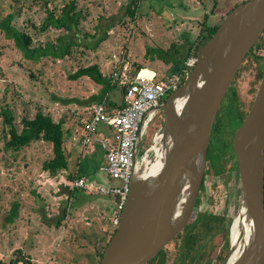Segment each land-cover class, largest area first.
<instances>
[{
    "label": "rangeland",
    "instance_id": "1",
    "mask_svg": "<svg viewBox=\"0 0 264 264\" xmlns=\"http://www.w3.org/2000/svg\"><path fill=\"white\" fill-rule=\"evenodd\" d=\"M43 1L57 9L68 0H20L17 5L13 0H0V20L9 11L13 12L15 6L21 11L11 20L13 30L31 36L34 47L53 43L65 32L52 29L40 32L37 29L45 17ZM130 1L77 0L84 19L78 30L68 37L63 36L62 45L72 40L75 46L70 55L62 58L40 57L38 61L36 55L30 60L10 35L0 31V260L5 264L12 260L15 264L20 258L27 259L26 256L31 263H34L32 259L42 257L43 261L52 260V264H97L94 253L97 254L109 240L113 227L106 223L105 216L111 213H104V208L97 202L104 197L96 190H74L73 206L83 203V198L90 201L81 204L77 214L71 210V196L66 188L70 189L75 180L70 182L65 176L54 180L47 176L42 163L51 156L48 145L35 142L19 154L5 150L2 110L8 109L18 130L23 116L31 118L36 112L48 114L54 122H63L70 130L74 129L86 116L83 107L89 103L87 97L94 86L85 77L76 81L70 79L78 67L96 63L110 73L126 55L129 65L125 68L136 62L160 70L164 68L160 63L162 59L171 60L172 51L187 47L184 40H190L191 36L193 40L196 38L205 16L208 24L213 25L246 0H136L133 19L126 13ZM103 37L106 39L97 42ZM33 61L38 62L34 64ZM251 72H242L238 79V88L246 100L250 96ZM118 90L112 91L110 99L118 100L119 95L115 93ZM169 95H164L162 101ZM226 95L213 121L205 167L206 172L212 153L214 164L220 165L222 171L218 175L205 176V193L197 195L198 203L195 202L193 210L194 213L200 211L223 217L211 235L222 233L225 228L230 234L241 200L237 170L231 168L234 165L232 140L241 124L233 120ZM77 100L83 106L77 104L75 109ZM91 146L94 151L82 154L77 167L70 166L72 170L84 176L87 182L90 180L95 187L107 181L116 183L102 170L105 164L100 145L93 143ZM72 157L77 159V153ZM86 191L92 194H84ZM12 215L16 216L9 222ZM57 222L64 235L53 227ZM106 224L107 230L104 229ZM174 247V243L166 247L170 252L166 264L173 262L171 251Z\"/></svg>",
    "mask_w": 264,
    "mask_h": 264
},
{
    "label": "water",
    "instance_id": "2",
    "mask_svg": "<svg viewBox=\"0 0 264 264\" xmlns=\"http://www.w3.org/2000/svg\"><path fill=\"white\" fill-rule=\"evenodd\" d=\"M263 32L264 0H246L236 6L197 49L195 64L182 86L144 121L143 129L163 111L162 126L149 148L139 161L135 154L130 193L98 264H149L185 228L204 178L218 107ZM177 73L171 70L169 75ZM232 150L241 189L236 217L242 244L229 262L235 245L230 228L224 264H264V73L233 136Z\"/></svg>",
    "mask_w": 264,
    "mask_h": 264
},
{
    "label": "trees",
    "instance_id": "3",
    "mask_svg": "<svg viewBox=\"0 0 264 264\" xmlns=\"http://www.w3.org/2000/svg\"><path fill=\"white\" fill-rule=\"evenodd\" d=\"M13 1H15L16 5L20 2V0ZM42 3L44 4L43 6L45 8V17L37 29L40 32H46L49 29L65 32V34L59 35L53 43L46 42L42 46L34 47L32 46L33 39L31 38V36L23 32L13 30L11 27V20L14 15H19L21 11V9L16 10L15 6L12 7L13 12L9 11L5 14V17L0 20V31L3 33L5 32L7 35H10L15 41L17 47L21 51H23V53L30 60H33L36 55H38V61L40 57H49L51 59H55V57L62 58L65 55H70L71 50L75 45L72 40L67 41L66 45H62L64 40L63 36L66 35L68 37V35L72 34L73 31L78 30L81 21L84 19V16L82 14L83 9L77 7V0H68L57 9L53 8L51 6V3H49L48 1H43ZM136 9V0H131L127 6V15H129L133 19L136 15ZM207 19V16H205L203 22L200 24L199 33L191 43L188 52H186L183 58L179 60L172 59L171 65H177L183 70L186 60L190 57L196 58L197 49L200 46L204 45L212 37V35L220 26L224 17L219 18V20L213 25L208 24ZM103 39H106V37H103L97 42H101ZM49 50H52V52H49ZM123 58L125 59H123L120 64H116L110 71V73L107 72L106 68L101 69L98 64L93 63L88 66L78 67L76 72H74L73 75L70 76V79L74 81L84 77L89 79L90 81H92L93 85L97 87V91L91 98L93 104L104 105L106 111L108 112L114 109H120L125 104L124 95L127 88L130 86V82L136 76L139 70L143 68L141 64H136V62L131 63V66L128 67L125 71L129 78V81L126 85L120 86L117 81L113 80L112 73H114V71L123 72V68L126 65H129L127 56L124 55ZM38 61L33 62L35 64ZM247 70H252L250 74V77H252V79L249 83L250 88L248 90L250 96L249 99L246 100L238 88V79L241 77V73ZM190 71L191 69H189L188 75ZM263 73L264 32L245 56L226 95V97H228V104L235 123L241 124L245 116L247 115ZM31 77L34 76L31 75ZM186 78L187 76L182 77L179 87L182 86ZM117 88H119V97L121 98L118 102L110 99L112 91L116 90ZM2 111V138L4 140L5 150L7 149L13 152L12 154H19L22 151L26 150L25 148L29 147L32 143H44L51 148L50 158L42 163V169L46 172L48 177L55 180L59 176H65L66 179L70 182L77 180V178H80L79 175L74 171V169L72 170V167H70L73 166L74 159L71 157L66 148V142L69 139V127H66L63 122H54L48 114H45L43 112H36L31 118L28 116H23L19 123L21 129L18 130L14 123V119L8 109H3ZM231 154L232 158L234 159V165L231 166V168L233 170H237L232 147ZM209 157V168L204 174L203 181L199 188L198 197L205 193V176L218 175L222 171V167H220V165L217 166V163L216 165L214 164V154L210 153ZM66 189L71 197L73 196V191L78 190L71 188ZM197 203L198 199L196 200V205ZM14 212L16 211L14 210ZM15 216L16 215H12L10 218H8L9 222H12ZM223 220V217L220 218L206 212H193L185 228L169 243L175 244V247L171 251V255L173 254L172 264H223V262L225 261L224 258L227 255L229 248L228 229L225 228L222 233H214L211 235V232L215 228V226H217V223H220ZM115 230L116 228H113V230L111 231L110 238L114 234ZM109 240L101 250L97 251V264L101 260L102 253ZM166 247L162 251H160L149 262V264H166L167 258L169 257L170 253ZM26 258L28 262L31 263L29 256H26ZM12 263L13 260L10 262V264ZM18 263L26 264L22 258L18 259L15 264ZM0 264L5 263L0 260Z\"/></svg>",
    "mask_w": 264,
    "mask_h": 264
},
{
    "label": "built area",
    "instance_id": "4",
    "mask_svg": "<svg viewBox=\"0 0 264 264\" xmlns=\"http://www.w3.org/2000/svg\"><path fill=\"white\" fill-rule=\"evenodd\" d=\"M196 58L190 57L185 62L182 73L157 81V74L147 68H142L130 82L124 95V106L120 109L106 111L104 105L90 106V119L85 124L80 141L83 147L93 143L100 145L105 153V166L102 170L116 181L115 185L95 187L83 178L73 182L71 188L78 190H97L103 196L116 199V215L111 219V225L116 228L119 215L126 204L130 193L131 174L135 161V150L138 133L147 113L156 108L166 94H171L179 88L182 77L188 76L189 69L195 64ZM114 71L113 80L120 86L129 81L125 73Z\"/></svg>",
    "mask_w": 264,
    "mask_h": 264
},
{
    "label": "crops",
    "instance_id": "5",
    "mask_svg": "<svg viewBox=\"0 0 264 264\" xmlns=\"http://www.w3.org/2000/svg\"><path fill=\"white\" fill-rule=\"evenodd\" d=\"M190 17V16H189ZM190 34V33H189ZM184 40V39H183ZM188 41V42H187ZM186 45H187V47L185 48L184 47V50L182 49V50H176V51H172V55H171V60L172 59H181V58H183V56H184V54L186 53V52H188V50H189V47H190V45H191V43L193 42V39H192V36H191V38H190V40L189 39H187V40H184L183 41ZM179 52H181L180 54H178ZM171 60H165V59H162L161 61H160V63L162 64V65H164V68H162V69H158L157 68V70H155V69H152V68H149V67H143V68H147V69H149V70H151V71H153V72H155L156 74H157V81H164L165 80V78H168V77H164V75H163V73H164V71H166L170 66H172L171 64ZM141 64V63H140ZM180 71V70H179ZM181 72H179V73H177V74H180ZM177 74H174V75H177ZM171 76H173V75H171ZM171 76H169V77H171ZM97 91V87L96 86H93L92 88H91V92H90V94H88V97H87V99H88V101H89V103L87 104V105H85L84 107H83V109H85V111H87L85 114H86V116H84L83 117V119H81V123L78 125V126H75L74 127V129L73 128H71V130H70V132H69V139H68V142H69V144H67L66 146V148H67V150H68V152L70 153V155H71V157H72V154L73 153H77V159H76V157L74 158V165H75V167H77L76 165L78 164V161L80 160V158H81V156H82V154H84L85 152H93L94 151V146H91V145H88L87 147H83L82 145L80 146L79 144H81V143H79L80 141H81V139H82V133H83V128H84V126H85V124L89 121V119H90V111H89V109H90V106L93 104L92 103V96L95 94V92ZM119 93H120V91H117L116 92V94H118L119 95ZM117 96V95H116ZM117 98H118V100H115V99H112L113 101H116V102H118V101H120V97H118L117 96ZM78 101V100H77ZM77 101H75V102H77ZM81 102H79L78 101V103H76V108L75 109H77V104H79V106H83V104H80ZM80 109H81V107H80ZM102 152H103V162H104V164H105V153H104V151L103 150H101ZM76 155V154H75ZM73 158V157H72ZM76 160V161H75ZM105 166V165H104ZM103 166V167H104ZM102 167V168H103ZM77 172V171H76ZM78 174V173H77ZM80 178L79 179H81V178H83V179H85L86 180V178L84 177V176H79ZM78 179V178H77ZM87 181V180H86ZM88 184L90 183V184H92L93 185V183L89 180V182H87ZM109 185H115V183H112V182H110V181H107L106 183H104V184H102V185H100V186H109ZM94 186V185H93ZM82 191V190H81ZM92 191H95V189H93ZM97 191V190H96ZM84 194H86V195H91L92 194V192H90V193H88L87 191L86 192H83ZM88 193V194H87ZM99 193V192H98ZM85 195V196H86ZM99 195L101 196V194L99 193ZM102 197H104V199H99L97 202L104 208V213H106V212H110L111 213V215H108V216H105L106 217V223H108L109 225H111V219L116 215V212H117V210H116V199L115 198H113V197H111V196H103L102 195ZM75 199V198H74ZM70 200H71V210L74 212L75 211V213L77 214L78 213V207L81 205V204H83V203H86V202H88V201H90V200H87L86 198H83V200H85L83 203H80V204H76V205H72L73 204V198L71 197L70 198ZM76 200V199H75ZM87 200V201H86ZM112 226V225H111ZM54 228H55V230L56 231H58L59 232V234H62V235H64L63 233H64V231H63V229H62V227H61V229L59 228L60 226H59V222H57V225H54L53 226ZM53 228V229H54ZM60 229V230H59ZM104 229L105 230H107L108 229V226H107V224L104 226ZM100 230H101V232H102V227L100 228ZM43 253V252H42ZM94 257L95 258H97V254H96V251H95V253H94ZM34 260V261H33ZM32 262H34V263H36V264H52L53 263V261L52 260H46V261H43L42 260V257H41V259H32Z\"/></svg>",
    "mask_w": 264,
    "mask_h": 264
},
{
    "label": "flooded vegetation",
    "instance_id": "6",
    "mask_svg": "<svg viewBox=\"0 0 264 264\" xmlns=\"http://www.w3.org/2000/svg\"><path fill=\"white\" fill-rule=\"evenodd\" d=\"M171 70L173 72L179 71V70H180L179 72L182 71V69L180 67H178L177 65H172L166 71H164V73H163L164 77L171 76V75H169ZM162 103L163 102H161L156 108L150 110L147 113L146 117L144 118L143 122L141 123L139 133H138L136 150H135V154H137L136 160H138V161L141 159L143 153L149 148L151 141H152V138H153L154 134L156 133V131H158V129L162 126L163 111L157 112L153 116V118L149 121V123L146 125L145 129H143L144 121L147 120L150 113L157 110Z\"/></svg>",
    "mask_w": 264,
    "mask_h": 264
},
{
    "label": "bare ground",
    "instance_id": "7",
    "mask_svg": "<svg viewBox=\"0 0 264 264\" xmlns=\"http://www.w3.org/2000/svg\"><path fill=\"white\" fill-rule=\"evenodd\" d=\"M231 237L233 243H235L233 251L231 253V256L229 258V262H231L238 254L240 250V246L242 244V239H241V228L239 225V219L236 217L234 218L232 225H231Z\"/></svg>",
    "mask_w": 264,
    "mask_h": 264
}]
</instances>
